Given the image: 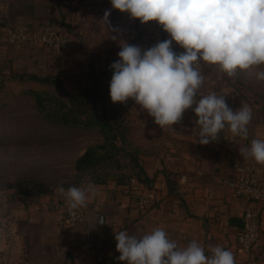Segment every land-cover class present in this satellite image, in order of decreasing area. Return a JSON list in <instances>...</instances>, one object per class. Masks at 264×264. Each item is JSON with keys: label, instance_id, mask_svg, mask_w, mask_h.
Returning <instances> with one entry per match:
<instances>
[{"label": "crops", "instance_id": "obj_1", "mask_svg": "<svg viewBox=\"0 0 264 264\" xmlns=\"http://www.w3.org/2000/svg\"><path fill=\"white\" fill-rule=\"evenodd\" d=\"M102 8L104 12L111 10L110 28L120 32L124 13L112 9L110 0H102ZM26 23H55L73 34L75 45L66 53L68 74L55 72L57 54L52 49L8 42L12 28ZM110 28L103 20L93 24L71 0H0V74L12 75L24 86L47 87L55 78L65 86L70 84L72 90L91 85L119 59L122 40L119 32ZM168 38L157 22L141 24L137 19L131 44L149 48ZM173 50L177 54L183 51L175 42ZM197 67L204 76L197 101L215 92L225 96L234 111L243 104L251 107L248 138L234 136L226 127L216 141L201 145L200 126L192 109L185 111L180 123L161 129L135 102L123 107L129 114L126 121L136 129L134 144L142 151L144 178L138 179L154 188L149 206L143 211L134 207L130 182L85 179L76 187L91 186L96 194L81 208L85 222L71 225L57 222L51 208L53 201L66 198L58 189L39 194L2 192L0 264H124L117 259L120 253L114 234L126 230L140 237L157 227L163 228L179 248L196 241L208 256L211 247L221 246L233 252L236 264H264V200L257 204L261 214L258 240L251 249H245L238 235L249 202L235 191L242 165H250L258 176H264V164L239 153V149L250 147L253 139L264 140V101L244 91L234 76L228 77L218 66L200 62ZM100 217L104 224L98 223ZM95 225L99 226L92 227ZM93 228L100 230L101 238L90 251H84L83 237Z\"/></svg>", "mask_w": 264, "mask_h": 264}, {"label": "clouds", "instance_id": "obj_2", "mask_svg": "<svg viewBox=\"0 0 264 264\" xmlns=\"http://www.w3.org/2000/svg\"><path fill=\"white\" fill-rule=\"evenodd\" d=\"M112 9L129 14L141 24L151 21L169 36L149 48L120 42L119 59L110 65L112 77L109 94L112 103L133 100L153 118L161 129L181 122L192 109L200 126L199 143L207 145L218 139L227 127L234 136L248 138L252 109L243 104L231 109L225 96L212 92L197 101L204 76L200 62L218 66L228 77L237 70L264 65V0H110ZM106 10L102 20L110 28ZM111 31L119 32V29ZM116 40V36L111 37ZM175 42L182 52L173 50ZM264 80V70L255 73ZM194 106V107H193ZM241 156L264 164V140L253 139L250 147L239 149ZM71 210L86 207L95 189L63 186ZM98 223L104 224L101 218ZM117 259L124 264H236L234 254L221 246L205 254L200 243L191 241L179 248L167 232L157 227L140 237L119 231L114 234Z\"/></svg>", "mask_w": 264, "mask_h": 264}, {"label": "rangeland", "instance_id": "obj_3", "mask_svg": "<svg viewBox=\"0 0 264 264\" xmlns=\"http://www.w3.org/2000/svg\"><path fill=\"white\" fill-rule=\"evenodd\" d=\"M258 70H264V65L259 69L241 70L249 78L244 82L253 95L256 90H264V80L255 75ZM8 75L0 74V138H4L0 141V193L25 188L33 192H52L61 186L69 188L75 178V161L89 144L102 140V133L98 126L90 130L69 128L49 119L47 114L59 112L61 101L70 102L67 93L75 94L79 89L72 90L70 84L24 86L22 80ZM110 81L86 86L95 90L102 114L125 127L129 139L136 143L133 140L136 129L126 121L129 114L123 109L134 101L112 103ZM88 102L90 105L89 97L87 107ZM108 104H114L115 109H105ZM79 118L85 120V117Z\"/></svg>", "mask_w": 264, "mask_h": 264}, {"label": "built area", "instance_id": "obj_4", "mask_svg": "<svg viewBox=\"0 0 264 264\" xmlns=\"http://www.w3.org/2000/svg\"><path fill=\"white\" fill-rule=\"evenodd\" d=\"M80 6L81 12L90 17L93 24L102 22L104 10L102 0H71ZM137 19L130 18L129 14L122 15L120 38L129 44L132 43L136 33ZM7 40L12 44H30L44 46L52 49L57 54V63L54 70L60 76L69 72V60L66 53L75 45L71 32L55 23H41L37 25L21 24L12 28ZM133 191V204L138 211H143L149 206L154 195L153 185L140 181L133 176L130 179ZM235 191L239 196H245L248 204L243 211V227L238 235L239 244L245 249H251L259 237L261 214L257 204L264 200V176L260 177L254 167L242 165L235 182ZM55 212V219L59 223L75 225L85 222V213L81 208L69 209L66 198L51 203ZM101 238L97 228L87 229L82 242L84 251H90L94 244Z\"/></svg>", "mask_w": 264, "mask_h": 264}, {"label": "trees", "instance_id": "obj_5", "mask_svg": "<svg viewBox=\"0 0 264 264\" xmlns=\"http://www.w3.org/2000/svg\"><path fill=\"white\" fill-rule=\"evenodd\" d=\"M112 69L105 71L95 77L93 84H98L103 80H111ZM243 90L250 93L251 90L244 80L249 79L241 70H237L234 76ZM47 81V80H39ZM60 87L65 86L63 81L55 78L49 82ZM256 98L264 101V90H256ZM39 96V94H36ZM70 102L59 103V112L47 114L49 119L56 123L64 124L69 128L81 127L92 129L99 127L102 133V140L92 142L85 148V152L75 161V178L68 187L76 186L85 179H90L95 183H107L116 181L118 183L130 182L131 177L135 176L143 179L144 169L141 164L140 147L136 146L128 137V131L121 124L112 122L106 114H102L97 105V94L91 86H82L75 94L67 93ZM87 97H89L90 105ZM40 101L43 98L39 97ZM74 106V108H73ZM115 105L105 107L107 110H114ZM64 108V112L62 111ZM43 109V108H42ZM104 109V110H105ZM79 117H85V120ZM4 138H0L2 141ZM2 142H0L1 144ZM25 194H39L25 188L19 190Z\"/></svg>", "mask_w": 264, "mask_h": 264}, {"label": "water", "instance_id": "obj_6", "mask_svg": "<svg viewBox=\"0 0 264 264\" xmlns=\"http://www.w3.org/2000/svg\"><path fill=\"white\" fill-rule=\"evenodd\" d=\"M90 215V214H89ZM91 215H99V214H94L92 213ZM101 218V217H100ZM87 220H90V218H88ZM99 225H95V226H92V227H98Z\"/></svg>", "mask_w": 264, "mask_h": 264}]
</instances>
